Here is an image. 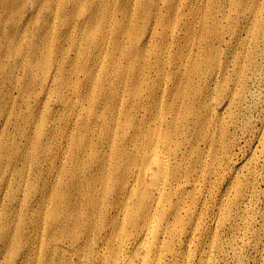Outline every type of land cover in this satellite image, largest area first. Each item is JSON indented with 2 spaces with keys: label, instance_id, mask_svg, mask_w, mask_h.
I'll use <instances>...</instances> for the list:
<instances>
[{
  "label": "rangeland",
  "instance_id": "obj_1",
  "mask_svg": "<svg viewBox=\"0 0 264 264\" xmlns=\"http://www.w3.org/2000/svg\"><path fill=\"white\" fill-rule=\"evenodd\" d=\"M179 22L188 27L173 29ZM172 33L168 40L163 37ZM219 33L222 41L214 39ZM125 51L130 55L123 56ZM141 51L152 61L160 59L164 72L156 84L159 91L167 85L168 102L179 70L188 63L201 70L191 77L196 97L212 110L213 146L199 144L203 180L181 183L195 188L200 220L171 246L180 253L178 264H199L201 253L224 264L221 254L211 253L219 225L214 215L221 198H232L237 181L248 182L249 191L259 195L252 205L263 207L264 0H0V264H96L92 221L77 210L60 214L52 197L63 199L53 193L61 191L57 174L62 171L64 178L63 170L73 168V143L97 149L89 129L80 125L92 124L98 136L105 132L95 115H87L91 98L100 97L99 80L105 79L103 92L112 85L119 89L116 67L142 69ZM212 55L213 67L206 63ZM196 60L202 63L195 65ZM87 69L97 82L91 90L84 85ZM72 96H81L79 108ZM68 98L71 105L65 106ZM135 101L125 98V108L132 112ZM221 127L226 133L219 135ZM251 158L256 161L250 165ZM237 167L241 171L235 174ZM190 198L184 196L188 204ZM220 237L226 244L229 231ZM240 241L237 250L245 259L264 264V248L255 252L248 238ZM135 258L138 263L140 257Z\"/></svg>",
  "mask_w": 264,
  "mask_h": 264
},
{
  "label": "bare ground",
  "instance_id": "obj_2",
  "mask_svg": "<svg viewBox=\"0 0 264 264\" xmlns=\"http://www.w3.org/2000/svg\"><path fill=\"white\" fill-rule=\"evenodd\" d=\"M177 27L183 30L188 27L187 22L173 23V29ZM163 37L168 40L174 33ZM214 39L222 41V34L215 35ZM183 41L186 42V38ZM122 54L127 57L130 52ZM139 56L140 61L143 60L140 70L135 65L116 67L115 80L121 85L119 89L112 85L109 91L103 92L105 79L99 80L100 97L97 100L91 98L93 109L87 115H95L94 119L105 127V132L98 136L92 124L84 122L80 125L89 129L97 149L90 148L89 144L73 143L76 149L73 168L68 172L63 170L64 178L62 171L57 174L56 185L61 191L53 193L63 199L52 197L54 208L60 214L77 210L92 221L90 228L96 232L92 244L97 248L93 254L96 264H163L166 259L169 264L173 261L178 264L180 253L171 246L177 244L180 234L199 226L200 215L193 202L195 188H186L181 183L202 179L205 161L199 144L203 141L213 146L214 143L209 132L212 110L196 97L191 78L201 70L189 63L188 69L179 70L180 75L171 88L176 93L172 95L173 101L168 102L164 99L167 85L159 91L156 84L164 72V67L157 65L160 59H148L147 51H141ZM201 63L200 60L194 62L195 65ZM206 63L213 67L215 57L209 56ZM86 71L89 80L84 85L91 90L97 82L90 78L91 70ZM135 84L139 86L129 88ZM144 94L147 95L146 102L141 99ZM72 97L75 107L79 108L81 96ZM125 98L136 99V106L130 108L132 112L125 108ZM63 104L70 106V99H63ZM99 107L101 110H97ZM141 111L144 114L140 117L137 114ZM225 133L226 129L221 127L219 135ZM255 161L251 158L248 164ZM240 171L237 167L235 174ZM248 188L246 181L233 184L232 198H221L214 215L219 225L212 234L211 253L221 254L220 261L224 264H261L259 259H245L237 250L244 237L255 252L264 248V205L257 208L252 205L259 195ZM187 194L191 196L189 204L184 199ZM42 201V205L47 206L46 199ZM97 219L99 221L95 223ZM225 229L230 234L226 244L220 237V232ZM184 235L186 238L187 232ZM128 245L131 246L129 249ZM140 250H144L142 255L138 253ZM135 257H140L138 263ZM212 258L201 253L199 264H214Z\"/></svg>",
  "mask_w": 264,
  "mask_h": 264
}]
</instances>
